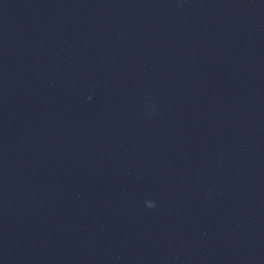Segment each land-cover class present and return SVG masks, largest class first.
<instances>
[{
    "label": "clouds",
    "instance_id": "9594fccd",
    "mask_svg": "<svg viewBox=\"0 0 264 264\" xmlns=\"http://www.w3.org/2000/svg\"><path fill=\"white\" fill-rule=\"evenodd\" d=\"M147 207L148 208H153V207H155V205L153 203H149V204H147Z\"/></svg>",
    "mask_w": 264,
    "mask_h": 264
}]
</instances>
